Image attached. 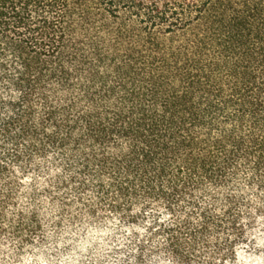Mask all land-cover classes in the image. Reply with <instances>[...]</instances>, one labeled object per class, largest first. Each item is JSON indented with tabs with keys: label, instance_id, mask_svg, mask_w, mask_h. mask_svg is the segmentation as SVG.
<instances>
[{
	"label": "trees",
	"instance_id": "1",
	"mask_svg": "<svg viewBox=\"0 0 264 264\" xmlns=\"http://www.w3.org/2000/svg\"><path fill=\"white\" fill-rule=\"evenodd\" d=\"M263 250L264 0H0V264Z\"/></svg>",
	"mask_w": 264,
	"mask_h": 264
},
{
	"label": "rangeland",
	"instance_id": "2",
	"mask_svg": "<svg viewBox=\"0 0 264 264\" xmlns=\"http://www.w3.org/2000/svg\"><path fill=\"white\" fill-rule=\"evenodd\" d=\"M244 264H264V250L257 255H243Z\"/></svg>",
	"mask_w": 264,
	"mask_h": 264
},
{
	"label": "snow or ice",
	"instance_id": "3",
	"mask_svg": "<svg viewBox=\"0 0 264 264\" xmlns=\"http://www.w3.org/2000/svg\"><path fill=\"white\" fill-rule=\"evenodd\" d=\"M241 235H243V232L241 231V233H240ZM239 241H237V243H238Z\"/></svg>",
	"mask_w": 264,
	"mask_h": 264
}]
</instances>
